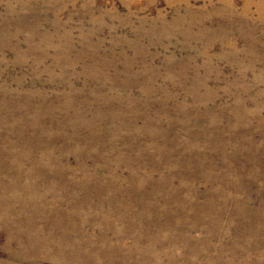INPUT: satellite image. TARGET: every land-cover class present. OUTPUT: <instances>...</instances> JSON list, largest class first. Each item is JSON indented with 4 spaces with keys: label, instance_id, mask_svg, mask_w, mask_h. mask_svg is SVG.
<instances>
[{
    "label": "rangeland",
    "instance_id": "1",
    "mask_svg": "<svg viewBox=\"0 0 264 264\" xmlns=\"http://www.w3.org/2000/svg\"><path fill=\"white\" fill-rule=\"evenodd\" d=\"M0 264H264V0H0Z\"/></svg>",
    "mask_w": 264,
    "mask_h": 264
}]
</instances>
